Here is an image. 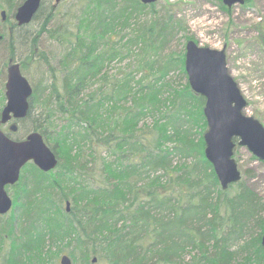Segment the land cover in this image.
<instances>
[{
    "label": "trees",
    "instance_id": "obj_1",
    "mask_svg": "<svg viewBox=\"0 0 264 264\" xmlns=\"http://www.w3.org/2000/svg\"><path fill=\"white\" fill-rule=\"evenodd\" d=\"M60 3L49 2L31 37L34 46L42 32L55 40L57 64L31 50L49 75L32 85L29 110L10 134L41 132L57 164L42 170L28 161L9 184L0 264H60L61 251L73 264H264V198L242 178L221 187L204 154L205 98L189 85L184 52L159 55L179 22L159 14L156 1L77 0L61 23L52 18ZM5 19L0 32L13 54L24 24L8 30ZM124 59L128 68L110 73ZM175 69L185 82H171Z\"/></svg>",
    "mask_w": 264,
    "mask_h": 264
},
{
    "label": "rangeland",
    "instance_id": "obj_2",
    "mask_svg": "<svg viewBox=\"0 0 264 264\" xmlns=\"http://www.w3.org/2000/svg\"><path fill=\"white\" fill-rule=\"evenodd\" d=\"M76 1L70 0L60 3L52 18L57 17L62 23L63 13H67V11L73 13L75 11L73 9L78 6L75 3ZM43 2V7L36 18L24 24V27H20L24 28L26 33L24 39L20 38L21 29L18 30L19 40L13 54L9 50L11 45L10 36L8 37L5 33V37L0 40V69L2 70L3 63L7 62L10 56H13L14 61L18 62L21 59H26L27 56L25 69L22 72L31 85L38 82L42 77L44 78L42 82L45 84L47 82L46 76L49 75L46 63L40 61L39 56L38 58L35 56L32 58L29 54L31 50L35 49L39 54L43 52L48 54L50 64L54 66L57 64L56 61L61 51L55 40L49 38L45 32L40 33L35 46L33 45L31 37L37 34L38 29L45 20V15L49 13V2L51 5L53 0H43ZM218 3L219 0H156L155 9L159 11V14L162 15L167 11L179 22V26L175 27L169 43L161 50L163 54L159 55L164 58L168 55L164 53L184 52L185 42L188 39H193L199 45L211 48L221 49L223 47L228 70L247 101L243 111L248 115L255 116L264 125V0H248L243 4L235 3L228 10L220 8ZM17 4L18 0L12 1L11 12L15 10ZM3 8L7 10L4 23L8 26L13 21L14 15L9 13L6 1L0 0V10ZM1 20L0 16V25H2ZM108 67L110 73L125 71V68H128V59L114 60ZM60 74H56L57 82ZM168 77L175 84L186 81V77L177 69L171 71ZM5 81L6 75L2 71L0 82L3 88L0 89L2 95L0 110L5 103ZM34 114H37L36 110L29 115L28 123H23L25 127L31 125ZM14 132L11 133L12 136H16ZM253 156L245 146L237 145L234 149V157L241 171V178L255 189L260 197L264 198V160ZM177 160L178 157H175V161ZM6 189L9 195L12 196V187L6 185ZM6 213L3 215H6ZM62 253L64 252L61 251L55 259L58 260ZM97 263L95 262V264Z\"/></svg>",
    "mask_w": 264,
    "mask_h": 264
},
{
    "label": "water",
    "instance_id": "obj_3",
    "mask_svg": "<svg viewBox=\"0 0 264 264\" xmlns=\"http://www.w3.org/2000/svg\"><path fill=\"white\" fill-rule=\"evenodd\" d=\"M60 0H55L57 3ZM143 3L156 0H141ZM227 7L244 0H221ZM41 0H23L14 13L18 25L29 23ZM5 18L6 10H0ZM184 69L190 87L204 96L203 113L206 128L203 132L204 154L212 164L223 189L241 178V171L234 157L236 145L245 146L256 158L264 160V125L253 115L243 111L247 101L236 80L230 74L225 49L199 45L193 39L185 42ZM32 86L21 72L18 61H9L5 81V104L0 110V123L8 122L9 129H17V120L26 116ZM236 139V140H235ZM32 160L40 169L50 170L57 164L56 153L37 130L29 131L23 138H13L0 128V214L7 212L13 203L6 185L16 182L21 167ZM66 210L70 204L65 202ZM260 242L264 248V230ZM95 260V258H93ZM60 264H73L63 253Z\"/></svg>",
    "mask_w": 264,
    "mask_h": 264
},
{
    "label": "flooded vegetation",
    "instance_id": "obj_4",
    "mask_svg": "<svg viewBox=\"0 0 264 264\" xmlns=\"http://www.w3.org/2000/svg\"><path fill=\"white\" fill-rule=\"evenodd\" d=\"M42 1V0H41ZM54 1V0H53ZM64 1H70V0H60V2H64ZM59 2V3H60ZM41 3V2H40ZM16 21H15V19H13V21L10 23V25H8V26H6V24H5V26H6V28L8 29V30H11L12 29V26H13V24L15 23ZM17 24V23H16ZM1 27L3 26V25H0ZM19 26V25H18ZM0 31H1V29H0ZM1 38H2V36H1V32H0V40H1ZM9 61H14V59H13V56L12 57H9L8 58V60H7V62H6V65L4 64L3 66H2V71H4L5 72V75H6V77H7V65H8V63H9ZM16 61V60H15ZM20 63V62H19ZM4 85H5V83H4ZM4 94H5V92H4ZM12 121L11 120H9L8 122H5V123H0V128H2L8 135H10L11 134V132L12 131H10V129H9V124L11 123ZM11 136V135H10Z\"/></svg>",
    "mask_w": 264,
    "mask_h": 264
}]
</instances>
